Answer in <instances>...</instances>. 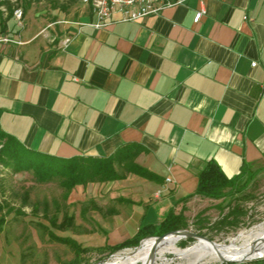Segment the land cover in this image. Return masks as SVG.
<instances>
[{"label": "crops", "instance_id": "crops-1", "mask_svg": "<svg viewBox=\"0 0 264 264\" xmlns=\"http://www.w3.org/2000/svg\"><path fill=\"white\" fill-rule=\"evenodd\" d=\"M27 15L0 32L1 129L61 159L138 145L136 163L159 178L110 182L99 233L111 247L172 210L188 217L198 204L222 203L185 201L208 161L228 178L264 169V0H188L101 29L84 8L55 36Z\"/></svg>", "mask_w": 264, "mask_h": 264}, {"label": "rangeland", "instance_id": "rangeland-1", "mask_svg": "<svg viewBox=\"0 0 264 264\" xmlns=\"http://www.w3.org/2000/svg\"><path fill=\"white\" fill-rule=\"evenodd\" d=\"M83 10L79 4L66 16L59 11H51L42 3L27 12V21L40 20L42 26L51 24L52 35L55 36L67 22L76 21ZM115 168L120 175L125 173L122 165L116 164ZM111 183H93L66 193L59 180L39 183L33 173L14 175L0 165V206L3 208L0 219L5 221L0 231V264H95L106 262L118 252L141 246L143 241L138 247L112 254L110 242L107 244L99 233L100 216L112 198ZM237 198L247 213L240 228L215 227L222 216L218 206L225 207L234 201L231 198L217 206L214 203L198 204L187 217V230L203 235L213 243L183 239L178 242V247L228 245L229 240L239 233L262 225L264 169L256 173L245 194ZM102 203H105L104 208H101ZM200 213H203L204 222H196ZM65 217L68 220L65 228L53 225L54 221L57 225L62 224ZM200 226H204L203 229ZM165 261L167 264L184 263L174 255H166Z\"/></svg>", "mask_w": 264, "mask_h": 264}, {"label": "trees", "instance_id": "trees-1", "mask_svg": "<svg viewBox=\"0 0 264 264\" xmlns=\"http://www.w3.org/2000/svg\"><path fill=\"white\" fill-rule=\"evenodd\" d=\"M42 3L46 4L51 11H59L69 16L74 8L80 4V0H17V2L6 0L5 2H0V7L6 5L9 11L6 20H2L0 23V32L7 30V19L13 16L15 8L22 7L24 14H26L35 6ZM2 14L0 11L1 17ZM142 152L143 149L138 145H125L113 156L106 159L91 157L61 159L25 148L18 140L6 134L0 127V165L10 170L14 175L24 172L33 173L39 183H50L59 180L60 185L66 193L72 192L78 186L86 187L93 183H109L123 180L129 174H134L147 180L157 181L159 178L155 174L136 163L137 157ZM116 164L124 167L125 173L123 175L117 172L115 168ZM255 177V172L244 167L239 175L228 178L219 164L212 159L206 163V166L199 174V183L196 192L186 198L185 201H189L195 196L215 201H224L231 198V200H234L233 202H229L225 207L219 206L222 216L215 224V227L240 228L244 224L243 220L247 213L238 202L237 197L245 194L248 185ZM2 211L3 208L0 206V213ZM202 216L203 213H200L197 216L198 220L196 222H204L205 219H202ZM67 221L65 217L62 224L57 225V222L54 221L53 225L55 227L65 228ZM4 224V218H1L0 231ZM188 227V218L184 212L176 214L172 210L164 217L159 226H141L133 238L110 247L109 250L113 254L125 248L138 247L144 239L161 237L173 231L187 230ZM203 227L200 226L201 229ZM57 240L62 241L61 239ZM152 240H146L144 243Z\"/></svg>", "mask_w": 264, "mask_h": 264}, {"label": "bare ground", "instance_id": "bare-ground-1", "mask_svg": "<svg viewBox=\"0 0 264 264\" xmlns=\"http://www.w3.org/2000/svg\"><path fill=\"white\" fill-rule=\"evenodd\" d=\"M172 236V237H170ZM161 240L152 238L136 249L116 253L103 264H167L166 255H174L183 264H210L225 260H250L264 256V223L250 231H243L229 240L228 245L196 246L188 249L178 247L184 237L170 235ZM170 237V238H168ZM203 240L211 244L204 239Z\"/></svg>", "mask_w": 264, "mask_h": 264}, {"label": "built area", "instance_id": "built-area-1", "mask_svg": "<svg viewBox=\"0 0 264 264\" xmlns=\"http://www.w3.org/2000/svg\"><path fill=\"white\" fill-rule=\"evenodd\" d=\"M6 0H0L5 2ZM17 2V0H11ZM188 0H80V4L88 10L94 20L90 26L101 29L114 23L140 22L151 16H158L164 10L178 5H183ZM0 11L8 16L9 11L6 5L0 7ZM206 14L205 9L197 12L194 18L195 23H199ZM13 18L22 24L24 11L22 7H17L13 11ZM70 23V22H67ZM4 42H11L9 38H4ZM69 40L65 42L67 44ZM170 182V179H167Z\"/></svg>", "mask_w": 264, "mask_h": 264}, {"label": "water", "instance_id": "water-1", "mask_svg": "<svg viewBox=\"0 0 264 264\" xmlns=\"http://www.w3.org/2000/svg\"><path fill=\"white\" fill-rule=\"evenodd\" d=\"M170 235H174V236H179V237H184L185 239H192L194 241H196L197 239H205L211 243H213L211 240H209L207 237L203 236V235H200V234H197V233H194L192 231H189V230H179V231H173V232H170L168 234H165L161 237H154L155 239H158V240H161L167 236H170ZM148 239H152V238H148ZM144 241V240H143ZM263 257H259V258H254V259H263ZM254 259H250V260H254ZM250 260H242V261H236V260H225L223 259L220 264H233V263H244V262H248ZM104 262H99V263H95V264H103Z\"/></svg>", "mask_w": 264, "mask_h": 264}]
</instances>
